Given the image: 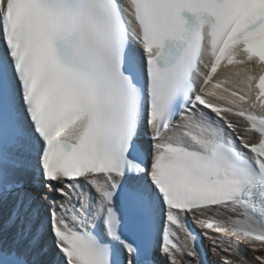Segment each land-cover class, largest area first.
Here are the masks:
<instances>
[{
  "label": "snow or ice",
  "instance_id": "obj_1",
  "mask_svg": "<svg viewBox=\"0 0 264 264\" xmlns=\"http://www.w3.org/2000/svg\"><path fill=\"white\" fill-rule=\"evenodd\" d=\"M0 264H264V0H0Z\"/></svg>",
  "mask_w": 264,
  "mask_h": 264
},
{
  "label": "bare ground",
  "instance_id": "obj_2",
  "mask_svg": "<svg viewBox=\"0 0 264 264\" xmlns=\"http://www.w3.org/2000/svg\"><path fill=\"white\" fill-rule=\"evenodd\" d=\"M210 259H211V257H210Z\"/></svg>",
  "mask_w": 264,
  "mask_h": 264
}]
</instances>
